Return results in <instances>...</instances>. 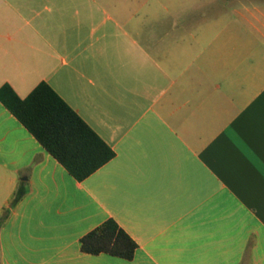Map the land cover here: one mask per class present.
Here are the masks:
<instances>
[{
    "label": "crops",
    "instance_id": "obj_1",
    "mask_svg": "<svg viewBox=\"0 0 264 264\" xmlns=\"http://www.w3.org/2000/svg\"><path fill=\"white\" fill-rule=\"evenodd\" d=\"M214 1L0 0V88L47 83L114 151L78 181L0 101V264H264V0ZM110 218L130 261L80 249Z\"/></svg>",
    "mask_w": 264,
    "mask_h": 264
},
{
    "label": "trees",
    "instance_id": "obj_2",
    "mask_svg": "<svg viewBox=\"0 0 264 264\" xmlns=\"http://www.w3.org/2000/svg\"><path fill=\"white\" fill-rule=\"evenodd\" d=\"M0 101L78 181L114 157L111 147L45 82L24 99L5 85L0 88ZM22 195L19 190L10 208ZM8 212L9 209L0 224ZM80 243L85 254L104 253L128 261L137 249L135 241L111 218L84 235Z\"/></svg>",
    "mask_w": 264,
    "mask_h": 264
},
{
    "label": "rangeland",
    "instance_id": "obj_3",
    "mask_svg": "<svg viewBox=\"0 0 264 264\" xmlns=\"http://www.w3.org/2000/svg\"><path fill=\"white\" fill-rule=\"evenodd\" d=\"M120 2L137 3L138 21L157 18L177 19L182 18L184 13H189L191 18L195 19L210 18L211 15L203 16L200 11L203 7L215 3L214 0H120Z\"/></svg>",
    "mask_w": 264,
    "mask_h": 264
}]
</instances>
